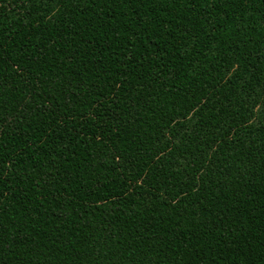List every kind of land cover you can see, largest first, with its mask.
Returning <instances> with one entry per match:
<instances>
[{
	"label": "trees",
	"instance_id": "trees-1",
	"mask_svg": "<svg viewBox=\"0 0 264 264\" xmlns=\"http://www.w3.org/2000/svg\"><path fill=\"white\" fill-rule=\"evenodd\" d=\"M0 264H264V0H0Z\"/></svg>",
	"mask_w": 264,
	"mask_h": 264
}]
</instances>
